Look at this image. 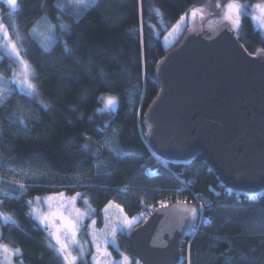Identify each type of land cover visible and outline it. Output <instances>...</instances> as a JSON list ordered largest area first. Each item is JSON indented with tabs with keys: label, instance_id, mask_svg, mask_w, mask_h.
Wrapping results in <instances>:
<instances>
[{
	"label": "trees",
	"instance_id": "trees-1",
	"mask_svg": "<svg viewBox=\"0 0 264 264\" xmlns=\"http://www.w3.org/2000/svg\"><path fill=\"white\" fill-rule=\"evenodd\" d=\"M239 1L264 3V0ZM228 2L98 0L96 6L82 10L84 15L77 21V10L65 0H19V10L12 22L23 37L24 42L19 44L21 55L35 70L40 94L29 101L17 90L0 104V242L21 250L14 257L16 264H64L48 247L50 238L33 218L31 205L27 203L61 189L69 195L82 194L94 210L80 234L86 247L84 264H93L95 255L87 226L95 220L94 229L105 230L103 209L109 202L119 204L129 220L145 215L139 220L140 226L158 202L173 204L187 200L199 204L194 194L212 202L213 207L205 209L204 215L214 223L201 226L186 241L183 255L188 256L190 244L192 264H225L226 256L244 264L241 254L255 255L259 261L264 252V237L255 233L257 226L264 223V196L250 199L227 193L199 159L187 167L158 162L148 147L143 123L144 112L159 92L154 69L167 52L163 37L192 9L210 8L213 11L210 17L214 18L222 14ZM150 8L159 9L161 16L150 12ZM5 11L2 15L8 23L10 19ZM44 17L57 25L62 20L71 28L70 33H61L57 28L60 39L50 53H45L40 42L30 35L32 27ZM236 31L250 54L264 49V35L255 27L251 16H242L241 27ZM65 42L72 49L71 54H62ZM13 66L15 62L0 53V76L10 79ZM101 72L105 75L101 76ZM102 95L117 97L114 114L99 111L104 108L100 102ZM41 100L49 105L48 109L41 106ZM18 106L24 110L27 132L13 117L20 115ZM114 129L118 132L117 145L124 155L118 162L116 155L100 147ZM85 143H90L93 149L99 148V154L83 151ZM97 162L101 164L100 171L95 167ZM12 168H31L43 175L37 180H23L14 175ZM144 168H151L159 175L149 176ZM75 177L80 180H74ZM7 181L24 184L25 188L21 193L9 185L11 194H8L4 190ZM125 188L127 191H122ZM110 212L121 215L115 208ZM2 215L9 216L11 222L3 224ZM246 229H251L253 234L249 235ZM130 235L128 231L118 232L119 251L111 244L107 245V251L116 260L122 258V253L136 264ZM217 236L219 240L215 239ZM252 246L254 253L250 252ZM77 264H81L79 259Z\"/></svg>",
	"mask_w": 264,
	"mask_h": 264
},
{
	"label": "water",
	"instance_id": "water-1",
	"mask_svg": "<svg viewBox=\"0 0 264 264\" xmlns=\"http://www.w3.org/2000/svg\"><path fill=\"white\" fill-rule=\"evenodd\" d=\"M154 78L159 92L143 123L155 157L176 167L199 159L229 194L264 193V49L250 54L228 22L206 30L196 19ZM190 237L158 208L132 231L130 248L140 264H179Z\"/></svg>",
	"mask_w": 264,
	"mask_h": 264
},
{
	"label": "snow or ice",
	"instance_id": "snow-or-ice-1",
	"mask_svg": "<svg viewBox=\"0 0 264 264\" xmlns=\"http://www.w3.org/2000/svg\"><path fill=\"white\" fill-rule=\"evenodd\" d=\"M4 3L10 5L14 10H19L18 0H4ZM71 7L77 10L75 19L79 21L84 15V11L98 4V0H69ZM61 5L58 3L57 7ZM220 7V5H217ZM248 5H243L239 2V0H230L226 4V8L222 12V20L227 21L231 28L239 30L241 27V18L242 16H251L252 20L256 22L257 27H264V3L256 5L259 14H252L248 11ZM150 12H154L156 16H161V12L157 8H150ZM202 8H194L191 10V18L195 20L197 16H200V19H203ZM187 15V14H186ZM11 16V14H10ZM185 22V17L181 16L180 21L176 24L173 32L178 31L182 28ZM161 23L163 20L161 19ZM44 25L41 27V25ZM15 27V24L13 23ZM57 28H59L61 33H70L71 28L69 25L65 24L62 20L57 24H52L47 21V18H41L40 21L36 22V26L32 27L30 35L36 38L43 47V51L45 53H50L55 44L59 42L60 37L57 36ZM143 24H141L140 31L142 33ZM156 35H159L158 33ZM168 35H172V33H168ZM165 41H167V36L163 37ZM24 42L23 37L20 36L17 31V39L14 41L9 38L8 27H6L3 23H0V52L3 55L15 59V61L19 64L20 71L13 72L11 79H5L0 76V104L6 102L8 97L19 90L20 93L23 94L29 101L36 99L40 90L36 81V73L34 68L31 66V63L26 60L21 55V48L18 46ZM141 44L143 45V40L141 39ZM72 49L67 47L65 42V47L63 49L64 55L71 54ZM163 63V62H161ZM146 64V60H145ZM101 76L105 74L103 72L100 73ZM100 102L104 104V108L99 109V111L104 112L108 111L110 114H114L115 110L118 107V99L112 95H102L100 97ZM41 106L44 109H48L49 105L45 104L42 100L39 101ZM30 111V110H29ZM17 112L20 113L19 117L16 118L18 124L23 125L24 130L29 131L27 127V123L25 122L24 110L21 107H17ZM117 130H113V133L110 137H105V139L101 142L100 147L107 149L111 154L117 156V162L120 159H124L123 153L120 151L117 145ZM90 139V138H88ZM83 151L90 152L92 155L99 154V148L93 149V146L90 143H85L82 146ZM155 156V153H153ZM158 162L160 161V157L156 156ZM95 167L98 171L101 170V164L97 162ZM12 171H16L12 169ZM143 171L149 176H157L158 172H154L151 168H144ZM27 175V173H25ZM79 181V177L77 178ZM24 184H19V189L24 190ZM122 191H127V189H123ZM229 191H231L229 189ZM195 198L200 201L199 207H191L188 205L187 200L180 201L177 200L176 205L174 206V211L169 209V205L164 201L159 202V207L162 209L169 210V214L175 219L176 226L179 228L181 232L184 233V236H195L200 230L201 226H211L214 221L211 217L205 216V209H211L213 207L212 202L205 200L203 196L199 194H194ZM217 196L220 194L217 193ZM249 195V194H244ZM264 196V193H251L249 198L254 199ZM78 197H81L80 193H77L75 196L66 197L64 193H58L53 196H48L46 198L47 203V211H41L39 208L32 209V216L37 220L41 225H43L46 229H48L49 243L48 247L52 248L58 257L62 259L64 264H77V260L81 261V264H84V256L86 252L85 242H82L78 236L81 232V228L84 227L83 221L85 218H89L94 214V210L90 207L87 211H81L76 207V200ZM37 202L40 201V198H36ZM29 205L33 202L28 201ZM84 203L87 204L88 201L85 199ZM231 208V206H228ZM117 209L121 215H115L110 212V209ZM236 210V209H232ZM103 219L105 230L102 232H97L94 229V225L96 223L95 220H92V224L87 226V235L91 237V242L95 247V255L92 256L93 264H132V261L129 260L128 257L124 256L121 253V260L118 262L112 261L111 253L107 251V245L111 244L116 247V250L119 251V248L116 244V236L117 233H125L126 231H130L134 224L135 220H129L127 215L124 214L123 208L120 207L119 204H114L109 202V204L103 209ZM114 217V218H113ZM5 223L11 221V218L7 215L2 217ZM59 221V224H57ZM187 222V228L186 227ZM14 223V222H13ZM51 226V227H49ZM258 232L255 234L264 237V223H261L257 226ZM249 235L253 234L251 229H246ZM215 239L219 240L220 237H215ZM54 241V243H52ZM189 253L188 256L185 257L183 255V251L181 250V258L179 264H192L191 260V245L189 244ZM76 250L77 254H73V251ZM0 251L6 254L9 259L5 260V264H11L10 257L18 256L21 253L20 249H9L6 245L0 244ZM250 252H255V246H252ZM223 255V254H222ZM106 258V261H102L101 258ZM260 259L255 255H244L241 254L240 259L243 260L244 264H264V252L260 254ZM136 264H139L137 261ZM225 264H237L236 258L232 256L225 257Z\"/></svg>",
	"mask_w": 264,
	"mask_h": 264
},
{
	"label": "rangeland",
	"instance_id": "rangeland-1",
	"mask_svg": "<svg viewBox=\"0 0 264 264\" xmlns=\"http://www.w3.org/2000/svg\"><path fill=\"white\" fill-rule=\"evenodd\" d=\"M65 1H67L68 2V5H70V3H69V0H65ZM241 4H243V5H248L249 7H248V11L250 12V13H252V14H259L258 13V9L256 8V5H258V4H261V3H252V4H249V3H246V2H241V1H239ZM18 5H19V0H18ZM226 8V7H225ZM224 8V9H225ZM4 9H6V11H5V15H6V17H7V19H10V21L8 20V23L7 22H5L4 21V16L2 15V13H3V11H4ZM204 10V12H203V19H200V16L198 15L197 16V18L196 19H200V21H201V24H202V26H203V28L204 29H206V30H211V29H213L215 26H217V25H219L220 23H222V22H227V21H223L222 20V14L221 15H217V16H214V18L213 17H210V15L213 13V11H212V9H210V8H206V9H203ZM224 11V10H223ZM17 12V10H14L10 5H8V4H6V3H4V0H0V23H3L6 27H8V31H9V38H11V39H13L14 41L17 39V29H16V27H14L13 26V22H12V19H13V16H14V14ZM190 13H191V11L189 12V13H187V15H184V17H185V22H184V25L182 26V28L180 29V30H178V31H175V32H173V29L175 28V26L168 32V33H172V35H166L167 36V41H165L164 39H163V45H164V48H165V50L166 51H169V50H171L172 48H174L177 44H178V42L180 41V39L182 38V36L184 35V33L187 31V29H189L190 28V26L192 25V23L196 20H192V18H191V15H190ZM8 14V15H7ZM10 14H11V16H10ZM8 17H10V18H8ZM208 19V20H207ZM205 20V21H204ZM180 21V20H179ZM178 21V22H179ZM177 22V23H178ZM253 23H254V25H255V27L264 35V27H257V24H256V22H254L253 21ZM11 25V26H10ZM44 25L42 24L41 25V27H43ZM236 30V29H235ZM19 46V45H18ZM1 54H3L2 52H0ZM5 56V55H4ZM7 57V56H6ZM9 58V57H8ZM10 59H12V58H10ZM14 62H15V66H13V68H12V70H11V74H10V76H9V78L11 79L12 78V74H13V72H19L20 71V67H19V64L15 61V59H12ZM12 169H15L16 171H12L13 173H14V175L17 177V178H20V179H23V180H37V179H39L40 177H41V175H43V174H41V172L40 171H38V170H34V169H31V168H26V169H17V168H12ZM25 173H27V175L25 174ZM45 175H47L48 177H50V174L49 173H44ZM52 178L51 179H55V177L54 176H51ZM76 178V179H75ZM74 178V180H77V177H75ZM67 180H69V179H67ZM80 180V179H79ZM0 182H1V180H0ZM2 183V182H1ZM4 183H6L7 185L5 186V189L4 190H7L6 192H8V194H11L8 190L10 189L8 186L9 185H11V186H14V187H16V188H18V190L20 191V189H19V184H15V183H13V182H4ZM77 184V183H76ZM79 184V183H78ZM58 193H64L65 194V196L66 197H72V196H75L76 194H73V195H69L68 193H66L65 191H64V189H61L60 191H55V192H53V193H49V194H47V195H44L43 197H39L40 198V201L39 202H37V200L35 199L34 201H33V203L31 204V212H32V209H37V208H39L41 211H47V203L45 202L46 201V198L48 197V196H53V195H56V194H58ZM87 200L88 201V203L87 204H85L84 203V200ZM76 207L77 208H79L81 211H87V209L90 207L91 209H92V206L90 205V202H89V200H88V198H86L85 196H83L82 194H81V197H78L77 198V200H76ZM4 215H2L1 216V222L3 223V224H6L4 221H3V219H2V217H3ZM144 217H146L145 215L143 216H139V217H137V218H135V219H133V220H135L136 222H135V224H134V226H133V228L130 230V231H128L129 233H132V231L135 229V228H137L138 227V223H139V220L140 219H144ZM34 218V217H33ZM85 220H86V218L84 219V221H83V225H84V222H85ZM37 221V220H36ZM11 222V221H10ZM38 222V221H37ZM9 223V222H8ZM39 223V222H38ZM57 224H59V221H57ZM39 225L41 226V227H43L45 230H46V232H47V234H48V229H46L43 225H41L40 223H39ZM49 227H51V226H49ZM81 230H82V228H81ZM80 234H81V232H80ZM80 234H79V236H78V238L81 240V236H80ZM82 241V240H81ZM83 242V241H82ZM52 243H54V241H52ZM0 244H2L1 242H0ZM2 245H4V244H2ZM7 246V245H6ZM9 249H12V250H15V249H13V248H11V247H9V246H7ZM86 248V247H85ZM73 254H77V251L76 250H74L73 251ZM14 257L15 256H12V257H10V259H11V264H16L15 263V260H14ZM6 259H9V257H7L6 256V254H4L2 251H0V264H5V260ZM101 259H105V261H106V258H101ZM111 259H112V261H115V262H118V261H120L121 259H119V260H116V259H114L113 258V256L111 255ZM130 260V259H129ZM140 264V263H139Z\"/></svg>",
	"mask_w": 264,
	"mask_h": 264
},
{
	"label": "built area",
	"instance_id": "built-area-1",
	"mask_svg": "<svg viewBox=\"0 0 264 264\" xmlns=\"http://www.w3.org/2000/svg\"><path fill=\"white\" fill-rule=\"evenodd\" d=\"M158 208H160L159 207V202L156 204V206H154L152 209H154V210H156V209H158ZM144 214H146L145 212H144Z\"/></svg>",
	"mask_w": 264,
	"mask_h": 264
}]
</instances>
